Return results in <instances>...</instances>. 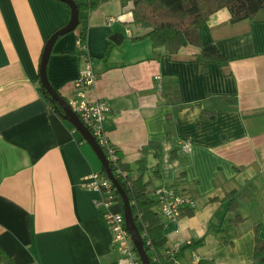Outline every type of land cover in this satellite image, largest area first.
<instances>
[{
  "label": "crops",
  "instance_id": "crops-1",
  "mask_svg": "<svg viewBox=\"0 0 264 264\" xmlns=\"http://www.w3.org/2000/svg\"><path fill=\"white\" fill-rule=\"evenodd\" d=\"M131 7L101 0L89 11L85 40L96 78L85 97L109 102L106 136L131 167L127 174L140 173L136 162L143 156L149 189L173 185L195 199L192 214L163 219L165 245L201 240L183 247L171 264H252L255 236L264 240V10L237 22L227 7L209 14L200 45L214 43L227 65L208 60L199 71L192 45L154 58L148 37L133 38L146 28L132 21ZM68 19L60 0H0V245L16 264L118 260L105 215L94 204L98 192L84 184L86 175L102 170L101 161L68 120L48 110L39 88L44 43ZM113 31L123 32L119 43L109 38ZM77 34L75 28L57 37L46 66L65 99L76 94ZM175 87L184 106L168 124L172 105L164 92ZM219 95L235 96L236 108L202 116L203 100ZM185 137L188 151L181 149ZM243 189L249 196L238 206L244 219L236 224L224 196ZM118 197L112 207L122 211ZM192 249L196 263L189 260Z\"/></svg>",
  "mask_w": 264,
  "mask_h": 264
},
{
  "label": "trees",
  "instance_id": "trees-1",
  "mask_svg": "<svg viewBox=\"0 0 264 264\" xmlns=\"http://www.w3.org/2000/svg\"><path fill=\"white\" fill-rule=\"evenodd\" d=\"M100 1L75 0L79 17L76 28L78 34L84 39L86 37L88 13ZM129 1L132 3V21L146 28L144 33L133 38L148 37L152 42L154 58L159 57L161 51L172 54L178 52L183 46L192 45L197 48L196 57L199 71L206 69L208 60H215L222 66L227 65L226 57L214 43L204 47L200 45L199 29L209 14L221 7H227L230 11V21L237 22L243 19H254L258 16L257 13L260 10H264V0H120L122 4ZM64 4L69 12L68 5ZM39 88L47 102L48 110L55 111L62 116V107L41 85ZM55 90L59 93L56 88ZM164 97L172 105V112L167 116V122L170 124L184 104L180 101L176 87L170 93L164 92ZM236 106L235 96H211L203 100L201 114L202 116H209L216 108H236ZM141 150L142 152L145 151L146 146L142 147ZM116 153L117 159L115 161L110 160L109 165L127 192L139 233L142 234L144 228L146 229L151 244L158 254V259L154 260L149 247L143 241L150 261L152 264H171L179 253L172 258L165 256L161 250L166 242V236L163 232L164 221L156 211L157 201L150 194L149 185L151 181L149 179L144 180L142 177L141 172L145 168L143 156L136 162L140 173L137 175L126 173V176L122 177L118 173V168L129 171L131 167L121 161L117 150ZM102 171H104L103 166ZM248 196L249 191L247 189L230 191L225 194V211L232 214L229 217L231 222L238 224L244 219L237 209L240 202ZM211 199H216V197ZM182 213L190 215L192 209H185ZM200 241H190L183 247L194 248ZM251 263L264 264V240L258 236H255L254 239ZM0 264H16L12 256L1 245Z\"/></svg>",
  "mask_w": 264,
  "mask_h": 264
},
{
  "label": "built area",
  "instance_id": "built-area-1",
  "mask_svg": "<svg viewBox=\"0 0 264 264\" xmlns=\"http://www.w3.org/2000/svg\"><path fill=\"white\" fill-rule=\"evenodd\" d=\"M112 20V16L107 17L108 22ZM75 49L81 61L79 73L74 80L76 94L66 99V101L95 137L105 152L108 161H115L117 159L116 147L108 141L105 129V119L107 113L111 110V106L104 98L88 100L85 97V90L94 83L96 73L93 68L92 57L87 49L86 40L79 34H77L75 39ZM155 78L160 79V75H155ZM190 146L191 142L188 137L182 139V150L188 151ZM118 173L122 177L126 176V172L120 168H118ZM85 179L84 184L98 192V196L94 198V204L100 207L105 215L112 234V245L118 253L117 264H142L138 255H136L132 240L125 226L123 210H115L112 207L114 199L119 196L112 180L102 170L92 171L85 176ZM150 194L157 201L156 211L163 219L176 220L183 210L193 209L196 205L195 199L190 194L179 190L173 185L152 187ZM141 236L149 247L152 258L157 260L158 254L154 250L145 228ZM188 243L190 241H174L166 245L162 252L165 256L174 258L183 246ZM189 260L191 263H196L198 260V254L193 249L190 252Z\"/></svg>",
  "mask_w": 264,
  "mask_h": 264
},
{
  "label": "water",
  "instance_id": "water-1",
  "mask_svg": "<svg viewBox=\"0 0 264 264\" xmlns=\"http://www.w3.org/2000/svg\"><path fill=\"white\" fill-rule=\"evenodd\" d=\"M60 1L68 5L69 19L63 26L59 27L53 33H51V35L46 39L44 43L43 50H42L41 57H40V62H39L40 84L42 88L46 90L49 93V95L54 100H56L57 103L62 107L63 109L62 116L66 120H68L81 133L83 138L86 141H88V143L91 145V147L97 154L103 166L104 172L112 180L113 184L116 187L117 193L121 198L122 205H123V215L125 219V226L128 230V233L132 240L135 251L139 259L141 260L142 264H152L147 254V251L144 247L142 236L139 233V230L135 223L127 192L125 191V189L123 188V186L121 185L117 177L114 175L109 165V161L106 157L105 152L103 151L101 146L98 144V142L96 141L95 137L92 135L90 130L86 127V125H84V123L75 113V111H73L72 108L68 105L66 99L55 90V88L50 84L48 80L46 66H47L48 57H49L54 41L57 39L58 36L75 29L79 23L78 8H77V4L75 0H60ZM123 36L124 34L122 31H113L109 35V38L115 43H119L123 39Z\"/></svg>",
  "mask_w": 264,
  "mask_h": 264
},
{
  "label": "rangeland",
  "instance_id": "rangeland-1",
  "mask_svg": "<svg viewBox=\"0 0 264 264\" xmlns=\"http://www.w3.org/2000/svg\"><path fill=\"white\" fill-rule=\"evenodd\" d=\"M119 197H120V196H119ZM119 197H118V198H119Z\"/></svg>",
  "mask_w": 264,
  "mask_h": 264
}]
</instances>
